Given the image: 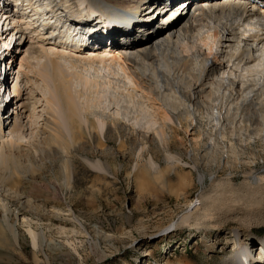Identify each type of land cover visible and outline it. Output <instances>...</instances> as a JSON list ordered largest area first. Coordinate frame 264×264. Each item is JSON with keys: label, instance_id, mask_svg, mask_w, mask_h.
<instances>
[{"label": "bare ground", "instance_id": "1", "mask_svg": "<svg viewBox=\"0 0 264 264\" xmlns=\"http://www.w3.org/2000/svg\"><path fill=\"white\" fill-rule=\"evenodd\" d=\"M14 1V15L12 12L0 14V64L6 60L9 63V59L11 61V65L8 64L4 71L7 81L4 78V83L0 85V231L4 235L8 233L15 244H19L20 233L13 222L15 216L11 206L40 221L55 220L61 224L68 221L64 216L54 213L55 211L40 209L26 190L22 189L23 186L18 184L25 179L29 183L39 180L44 175L46 163L52 164L51 158L57 160L54 169L56 184L47 182L46 189L55 199L59 190L67 196L73 194L75 199H80L86 189L89 196L94 195L96 184L92 182L89 188H84L82 174L75 167L76 163L85 173L102 174L104 180L115 176L116 170L128 168L130 173L140 167L159 174L162 164L166 170L186 168L190 171H197L202 164L208 169L209 178L215 176L220 169L226 168L228 175L233 173L232 170L240 165L239 161L222 158L207 143L201 156L197 152H187L185 158L183 154L172 150L174 136L182 129L187 133L190 121L197 124L193 110L202 114L200 106L195 109L191 105V92L179 84L173 78L174 75L185 76L197 88L204 87L211 73L218 78L222 77L221 80H224V74L229 70V74L235 73L233 76L236 77V73H247L250 77L260 75L249 86L243 82L238 83L237 88L242 90L241 97L239 95L237 99L230 101V97L219 93L217 101L221 108L226 105L230 107L228 113L225 110L226 118L234 120L239 117L241 125L257 126L260 131V137L257 138L259 142L249 141L241 150L246 154L245 149L259 148L260 151L256 150L255 153L264 160V92L255 91L264 90V24L260 23V19L264 21V15H258L260 7L257 2L183 0L181 6L177 7L175 4L179 0H152L147 5H143L146 0ZM153 6L158 8V17L155 21H150L155 18L151 15L154 12H151ZM46 7L48 9L44 10ZM82 9L87 12H80ZM65 13L75 16L86 27L88 36L98 34L96 46L87 44L83 48H68L51 38L63 33L57 24L66 27L68 17ZM148 16H152L151 19ZM138 21L143 24L137 23ZM42 25L50 27L51 36L43 32ZM137 25L141 28L136 29ZM202 29H205L203 34L200 33ZM84 33L80 35L85 36ZM102 39H108V48L102 45ZM221 48L222 55L218 57L214 50L221 51ZM200 50H204V58L197 61L199 58H195L194 54H198ZM211 56H214L215 62L209 66ZM18 59L20 61L17 68ZM147 65L152 67L151 71L146 68ZM111 67H116L135 90L149 89L153 102L159 104L155 98V89H150L155 78L158 92L162 90L173 93L180 110L170 112L161 108L157 115L148 117L144 126L132 122V127L125 124L131 113L127 107L116 105L117 103L115 111L121 119H118V115V118L105 119L90 111L89 106L82 101L84 92L96 94L99 101L103 96L107 97V92L104 91L111 82L90 78L84 72L93 70L92 72L98 73L100 68L110 70ZM215 68H220L224 76L220 77V72H216ZM1 69L0 74H3ZM77 83L81 84L80 89L76 87ZM41 87L44 91L42 98L38 97L36 91ZM254 100L259 101L253 102ZM9 104L15 106L14 111L8 110ZM142 110L141 112H145ZM211 113L213 120H220L222 117L221 111L218 118L214 116L213 110ZM137 118L134 120L138 121ZM34 120L37 122L34 123ZM175 125L180 129H175ZM191 129L189 132L192 134L198 130L195 127ZM27 132L29 133L24 135ZM101 137L109 142H118L117 147L103 145ZM249 138L252 139V136ZM214 140L219 143L218 135ZM128 142H133L132 154L136 155L132 167L123 158ZM128 154L131 151L127 156ZM156 154H160L161 159L158 160ZM116 155L120 157L118 164H114ZM240 166L253 170V175L249 176V184L256 188L248 191L246 201L251 203L252 208L255 207L252 213L264 219V163ZM197 182L203 186L205 175L197 173ZM200 205L201 202L197 204L196 201L194 204L192 200L188 206L190 210L181 220L189 222ZM66 208L70 213L67 214L68 218L73 216V222L79 224L77 217L81 215L75 213L70 205H66ZM177 224H173L174 230H177ZM36 228L31 224L28 228L32 246L45 253L47 246L55 244L48 241L46 234ZM234 238L237 250L225 264H264V261H259L264 253V240L258 241L253 234H241L236 230ZM47 260L49 262L48 257Z\"/></svg>", "mask_w": 264, "mask_h": 264}, {"label": "rangeland", "instance_id": "2", "mask_svg": "<svg viewBox=\"0 0 264 264\" xmlns=\"http://www.w3.org/2000/svg\"><path fill=\"white\" fill-rule=\"evenodd\" d=\"M182 3L183 0H179L175 5L179 7ZM155 13L151 14L155 18L151 19L152 16H148L150 21L157 19L158 16ZM135 28L140 29L141 27L137 25ZM200 33H205V29L200 30ZM102 45L107 48L110 46L106 42H103ZM217 50L214 51L220 57L222 48L221 51ZM203 53L204 50H200L198 54H194L195 58H199L197 61L203 60ZM19 61L18 59L17 68ZM213 62L215 59L214 56H211L208 65H213ZM161 65L166 69L163 64ZM230 65L232 67V63ZM146 68H149V71L152 70L149 65ZM216 70L220 72L218 75L221 77L222 70L215 68ZM92 71H82V73H86L85 75L90 78L100 81L102 79L104 82L110 80L111 82L107 87L109 90L105 87L104 92H107V97L103 96L104 98L99 101L96 99V94L91 95L89 92L83 94L82 101L89 106V110L102 118H118L119 116L118 119H121V116L115 111L117 103L116 105L127 107L131 113L128 121L125 120L128 127H132L135 122L139 126H144L148 117L157 115L159 109L176 112L180 108H178L173 93L162 90L158 92L155 78L150 89H155V98L158 99L157 102L160 105L153 102L149 89L135 90L132 88L131 83L124 78L120 71L118 72L116 67H111L110 70L100 68L98 73ZM229 72L231 70L224 74L225 76L222 75L225 77L224 80L211 73L212 75L208 76L204 87L199 88L193 86L191 80L185 76H173L179 84L191 92V105L195 109L200 106L202 114L193 110L198 125L195 124V121L191 122L190 119L187 125L188 132L186 133L185 129H182L177 136L175 135L171 148L183 154L185 158L187 152L191 154L197 152L201 156L207 143L210 147H214L224 159L227 157L231 158V161L237 159L243 166L244 164L249 166L251 163L262 165L264 160L258 158L255 153L256 150L260 151L259 148L245 149L246 154L241 150L246 147L249 141L257 140L259 142L257 138L260 137V135L258 136L260 131L257 126H243L239 117L234 120L226 118L230 107L226 105V108L223 107V109L218 106L217 101L219 93L230 97V101L237 99L239 95L241 97L242 90L237 88L238 83L243 82L249 86L248 84L260 75L250 77L244 72L247 74L246 76L243 73H241L243 76L236 73V77L233 76L235 73H231V75ZM242 79L243 81H241ZM76 87L80 89L81 84L77 83ZM42 89L41 87L36 90L38 97L41 98L44 95ZM255 91L256 93L264 92L262 89ZM93 97L94 99H92ZM259 100H261V96ZM7 106L8 110L14 111V105ZM211 108L216 118L219 117L221 111L223 119L221 117L220 120H213ZM141 109L145 110L149 116L143 110L144 113L141 112ZM41 110L38 109V111ZM207 113L208 115H206ZM262 115L263 113L260 114L261 117ZM143 116L144 119H142ZM260 116L259 119H261ZM136 117H138V121L134 120ZM27 121L28 119L25 120V122ZM36 122L37 120H34V123ZM175 126V129H178L179 126ZM193 127L198 129L197 134L189 132ZM259 128L261 127L259 126ZM217 135L219 143L214 140ZM250 136L252 139L249 138ZM101 140L105 146L111 145L116 148L118 145V142H109L103 137ZM132 147H134L133 142H128L125 145L126 154L123 157L130 167L134 165L136 158V155L132 154ZM129 151L131 154L127 156ZM156 157L158 160L161 159L160 154L159 156L156 154ZM119 160V155H116L114 164H118ZM51 161L52 164L47 161L48 164L46 163L42 179H36L33 183H29L25 179L18 184L20 187L23 186L22 189L26 190L32 200L40 206V209L45 208L48 212L55 211L54 213L64 216L68 221L64 224L55 220L40 221L11 206L15 216L13 222L19 230L20 239L17 245L8 233L4 235L0 231V264H225L237 250L234 230L241 234H253L258 241L264 240V219L253 214L252 209L255 207L252 208L251 203L246 201V199L248 200V191L256 188L255 185L249 184L251 183L249 176L253 175V170L246 167L241 168L240 165L237 166L238 168L235 167L231 175H228L226 168L220 169L215 176L209 178V171L202 164L197 171H190L186 168L166 170L162 164L159 174L140 167L134 173H130L128 168L123 171L116 170L115 176L107 177L104 180L102 174L98 172L85 173L76 163L75 167L82 174L84 188H89L93 184L92 182L96 184L94 195L89 196V191L86 189L80 199H75L73 194H68L69 197L59 190L57 199H55L53 194L46 189L47 182L55 183L54 173L56 170L54 169H56L57 160L51 158ZM197 173L205 175L203 186L197 182ZM93 179L94 181H92ZM192 200L194 204L196 201L197 204L201 202V205L189 222L184 223L181 218L190 210L188 206ZM66 205H70L75 213L81 215L77 217L79 224L73 222V216L68 218L70 213L67 208L65 209ZM0 219H2L1 211ZM174 223H178L177 230L172 227ZM30 224L44 232L48 241L54 242L55 245L47 246L45 253L35 250L28 233ZM259 261H264V253Z\"/></svg>", "mask_w": 264, "mask_h": 264}]
</instances>
